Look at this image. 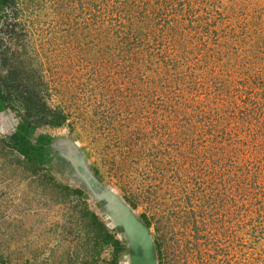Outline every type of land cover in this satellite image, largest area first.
<instances>
[{"label": "rangeland", "instance_id": "obj_1", "mask_svg": "<svg viewBox=\"0 0 264 264\" xmlns=\"http://www.w3.org/2000/svg\"><path fill=\"white\" fill-rule=\"evenodd\" d=\"M0 75V264H114L112 194L163 264H264V0H7ZM21 100L65 116L52 179L8 141Z\"/></svg>", "mask_w": 264, "mask_h": 264}, {"label": "trees", "instance_id": "obj_2", "mask_svg": "<svg viewBox=\"0 0 264 264\" xmlns=\"http://www.w3.org/2000/svg\"><path fill=\"white\" fill-rule=\"evenodd\" d=\"M7 0H0V11L4 3ZM5 77L0 75V109H5L8 107L10 102L12 103L16 98H13L10 90V86L5 81ZM16 110L19 111L18 121L14 126L13 131L8 137V141L12 143V148L16 152L23 154L25 157V164L29 169L33 171H37L42 174H47L49 179H52V175L50 174L49 169L45 171L44 169L50 167V161L53 159L54 148L52 146V138L47 135V133L41 132L39 127L43 126H55L59 127L65 124V116L62 114H58L57 117L47 116L45 114H41L40 117H35V109L33 106H30L24 100H21L20 104L15 107ZM49 164V165H48ZM45 167L44 169L41 168ZM45 171V172H44ZM62 190L71 194L77 193L79 195H83L82 189L71 188L67 184H63ZM62 191V192H63ZM128 202L131 203L133 207H135V203L128 199ZM87 213L90 216V221L93 224V229L95 230V240L97 244L103 243L112 248V254L114 256L113 262L116 258L122 253H126L129 251V247L126 242L119 240L116 237L114 231L109 230V228L105 225V223L98 217V215L90 211ZM140 220L143 224L150 228L151 221L146 216V214H140ZM161 239L157 236H153V246L156 251V256L158 258L159 264H163V252H162V244Z\"/></svg>", "mask_w": 264, "mask_h": 264}, {"label": "water", "instance_id": "obj_3", "mask_svg": "<svg viewBox=\"0 0 264 264\" xmlns=\"http://www.w3.org/2000/svg\"><path fill=\"white\" fill-rule=\"evenodd\" d=\"M72 148L77 152L75 144ZM81 165L85 167L86 171L87 168L83 162ZM106 200L108 203L110 202V207L114 211L113 215L127 235L131 264H158L153 238L148 228L139 218H136L128 205L116 195L112 194L111 199Z\"/></svg>", "mask_w": 264, "mask_h": 264}]
</instances>
